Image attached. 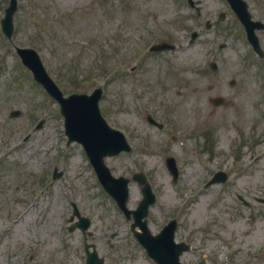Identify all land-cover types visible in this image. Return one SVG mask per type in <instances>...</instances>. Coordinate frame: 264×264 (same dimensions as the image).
I'll return each instance as SVG.
<instances>
[{"label": "rangeland", "instance_id": "rangeland-1", "mask_svg": "<svg viewBox=\"0 0 264 264\" xmlns=\"http://www.w3.org/2000/svg\"><path fill=\"white\" fill-rule=\"evenodd\" d=\"M17 2L12 42L0 33V264H85L81 232L68 231L76 221L68 222L72 204L90 219L88 242L106 264H153L95 181L80 146L66 147L57 104L33 82L14 46L36 50L65 95L102 88L103 117L133 145L105 163L114 176L146 173L157 195L148 228L156 233L176 218L175 240L191 245L182 262L264 264V204L252 198H264V77L257 71L254 83L244 77L247 46L231 17L214 18V27L204 31L185 0ZM201 2L204 18L224 10L218 0ZM7 4L0 0V18ZM194 29L201 36L186 47ZM160 40L183 48L145 57L142 86L129 67ZM218 42L226 44L223 50ZM207 56L221 78L211 92ZM217 93L232 94L233 105L213 111L206 96ZM11 110L21 115L11 118ZM146 113L164 128L148 125ZM39 120L43 126L24 138ZM166 153L178 165L176 184L164 166ZM54 167L62 172L57 180ZM218 168L229 173V182L203 189ZM128 187L127 206L135 209L139 187Z\"/></svg>", "mask_w": 264, "mask_h": 264}, {"label": "water", "instance_id": "water-1", "mask_svg": "<svg viewBox=\"0 0 264 264\" xmlns=\"http://www.w3.org/2000/svg\"><path fill=\"white\" fill-rule=\"evenodd\" d=\"M15 1L11 2V6L5 11L6 17L4 23L11 28V16L15 10ZM251 39L255 42V38L251 33ZM163 45H159L157 48L162 49ZM25 55L24 58L29 62V67L33 70L35 78L40 81L47 92L56 100L60 102L61 112L65 118L66 133L69 136V141L76 140L83 145V148L89 157L91 164L93 165L101 184L106 191L114 197L119 207L128 216L129 211L124 207V203L127 199V181L123 178H113L108 169L103 163V158L106 155H112L123 150L126 146L123 136L116 131H111L104 125L100 119V115L97 108V100L100 94V90H95L91 96L72 94L67 98H63L61 92L57 87L47 78L43 69L40 66L38 58L33 51L22 50ZM174 176L176 171L172 170ZM142 192L145 195L144 201L141 202L139 211L133 212L135 215V225L139 226L145 231V234L137 235L139 241L149 248L152 257H156L162 264H178L177 254L181 251V246H177L175 250H172L170 245V234L168 228L173 231V226H169L166 230L156 238H147L148 236L145 222H141V217L146 216L147 206L153 202L154 198L149 192V187L144 186ZM75 214L77 212L75 211ZM87 226V222L82 225L83 228ZM167 234V235H166ZM142 235V236H141ZM87 264H102L96 256L95 251L88 252ZM154 257V258H155Z\"/></svg>", "mask_w": 264, "mask_h": 264}, {"label": "flooded vegetation", "instance_id": "flooded-vegetation-1", "mask_svg": "<svg viewBox=\"0 0 264 264\" xmlns=\"http://www.w3.org/2000/svg\"><path fill=\"white\" fill-rule=\"evenodd\" d=\"M199 2V4L201 5L202 2L200 0H197ZM247 1V5H248V9L252 15V17H254L255 13H259V17L260 18H264V0H246ZM253 5L256 6V11L254 12V8ZM258 19V18H256ZM235 23L237 26L241 27L240 25V20L238 19V17H234ZM260 36H264V30L259 32ZM264 58V55H263ZM252 66V65H251ZM244 71V77L248 78V82H255L254 78L256 77L255 75V69L252 67V72L251 71V67L248 66V64H245L244 67L241 68ZM250 69V71H249ZM204 73V72H203ZM219 70L216 69V71H211L210 76L215 80L214 84L208 85L207 86V90L211 92V90L215 89L216 84L218 85L221 81V78L219 77ZM243 75V74H241ZM139 83L144 86L147 83V79L145 77V73L144 70L142 71V75H140V78L138 79ZM222 81L224 82V78L222 77ZM228 85H230L232 88L235 85V80L234 79H230L227 82ZM230 98H226L224 96V94H212V95H207L206 96V101L210 104V101L214 98H218L217 102L223 107H229L231 105H233V98H232V94H228ZM214 111V110H213Z\"/></svg>", "mask_w": 264, "mask_h": 264}, {"label": "bare ground", "instance_id": "bare-ground-1", "mask_svg": "<svg viewBox=\"0 0 264 264\" xmlns=\"http://www.w3.org/2000/svg\"><path fill=\"white\" fill-rule=\"evenodd\" d=\"M196 213H197V211H196ZM13 238H16V237L13 236Z\"/></svg>", "mask_w": 264, "mask_h": 264}]
</instances>
